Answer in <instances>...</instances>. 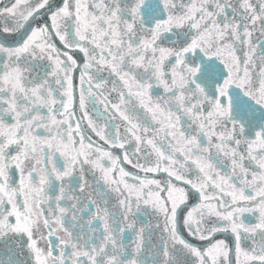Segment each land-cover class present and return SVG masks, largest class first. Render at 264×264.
I'll use <instances>...</instances> for the list:
<instances>
[{
  "label": "snow or ice",
  "instance_id": "snow-or-ice-1",
  "mask_svg": "<svg viewBox=\"0 0 264 264\" xmlns=\"http://www.w3.org/2000/svg\"><path fill=\"white\" fill-rule=\"evenodd\" d=\"M0 264H264V0H0Z\"/></svg>",
  "mask_w": 264,
  "mask_h": 264
}]
</instances>
